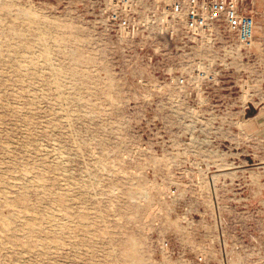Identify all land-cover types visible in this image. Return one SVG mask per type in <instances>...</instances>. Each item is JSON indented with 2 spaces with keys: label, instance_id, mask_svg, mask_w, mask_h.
I'll return each instance as SVG.
<instances>
[{
  "label": "rangeland",
  "instance_id": "374dc122",
  "mask_svg": "<svg viewBox=\"0 0 264 264\" xmlns=\"http://www.w3.org/2000/svg\"><path fill=\"white\" fill-rule=\"evenodd\" d=\"M111 5L0 0V264H264V24L245 55Z\"/></svg>",
  "mask_w": 264,
  "mask_h": 264
},
{
  "label": "built area",
  "instance_id": "2783aa9c",
  "mask_svg": "<svg viewBox=\"0 0 264 264\" xmlns=\"http://www.w3.org/2000/svg\"><path fill=\"white\" fill-rule=\"evenodd\" d=\"M109 19L126 35L144 30L147 34L179 31L212 37L219 35L238 43L245 55L257 34V16H264L254 6V0H108ZM119 7V8H118ZM141 11L144 19L130 21L128 12ZM242 53V52H241Z\"/></svg>",
  "mask_w": 264,
  "mask_h": 264
},
{
  "label": "crops",
  "instance_id": "0c3cea01",
  "mask_svg": "<svg viewBox=\"0 0 264 264\" xmlns=\"http://www.w3.org/2000/svg\"><path fill=\"white\" fill-rule=\"evenodd\" d=\"M254 6H255L256 11L261 13L264 10V0H254ZM257 22H258L259 26L261 27V25L264 24V18H262V16H257ZM258 33L256 35V39H259L261 37L260 34H258ZM255 53H256V51H254V54ZM263 114L264 113L259 112V113L254 114L253 117H251L252 120L254 122H256V125H257L256 126L257 128H255V131L262 138H264V115Z\"/></svg>",
  "mask_w": 264,
  "mask_h": 264
}]
</instances>
